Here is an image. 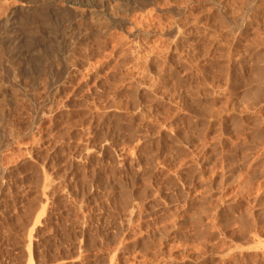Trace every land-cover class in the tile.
I'll list each match as a JSON object with an SVG mask.
<instances>
[{
    "label": "rangeland",
    "instance_id": "1",
    "mask_svg": "<svg viewBox=\"0 0 264 264\" xmlns=\"http://www.w3.org/2000/svg\"><path fill=\"white\" fill-rule=\"evenodd\" d=\"M86 2L0 0V264H264V0Z\"/></svg>",
    "mask_w": 264,
    "mask_h": 264
},
{
    "label": "bare ground",
    "instance_id": "2",
    "mask_svg": "<svg viewBox=\"0 0 264 264\" xmlns=\"http://www.w3.org/2000/svg\"><path fill=\"white\" fill-rule=\"evenodd\" d=\"M75 1V0H74ZM87 2L85 4L82 5V7H86L84 10L89 14V16L92 17V15H94L95 11L94 8L92 5H94L95 2H101L103 0H86ZM19 3V2H18ZM8 4V3H7ZM71 4H74V2L71 1ZM96 4V3H95ZM102 5V4H101ZM8 7L6 8V12H5V17H4V24L5 25V31H7V33H5L6 37L7 35H12L13 33H15L18 29H19V22L17 21L18 19L17 18H21V22H23L21 24V26L29 29V31H32V32H37L39 30V25L40 24H46L48 23L47 22V14L44 12V11H41L37 6H32V7H28L27 9H30L28 12L29 13H32L35 17H40V23L36 22L35 20L34 21H25L24 18L25 16H23L22 13H20V9L17 8L16 5L14 4H11V5H7ZM95 6V5H94ZM248 6V5H247ZM92 7V8H91ZM250 7V6H249ZM72 8V7H71ZM91 8V9H90ZM254 9V8H253ZM248 11V10H247ZM100 13V12H99ZM103 14H101L102 16ZM242 15V14H241ZM240 15V16H241ZM246 15V14H245ZM95 16H100L99 14H96L95 13ZM238 17V16H237ZM244 17V16H243ZM242 17V18H243ZM247 18V17H246ZM90 19V18H89ZM92 19V18H91ZM240 19V18H239ZM238 20V19H237ZM94 21V20H93ZM38 23V24H37ZM234 23V22H233ZM232 23V24H233ZM230 24V25H232ZM238 24V23H237ZM229 25V24H228ZM239 25V24H238ZM236 32V31H235ZM26 33V32H24ZM16 34V33H15ZM31 34V33H30ZM32 35V34H31ZM14 36V35H13ZM12 36V37H13ZM19 37V36H18ZM27 37V36H25ZM30 38H28V41L29 43L32 45V47H35V44H34V37H31V36H28ZM16 39V38H15ZM14 39V40H15ZM42 39V38H41ZM21 40V39H20ZM24 40V39H23ZM7 43V42H6ZM29 44V45H30ZM16 45V44H15ZM20 47V46H19ZM30 47V46H29ZM37 47V46H36ZM17 49V48H16ZM33 49V48H32ZM28 53V52H27ZM26 54V52H25ZM136 80V79H135ZM47 188V186H46ZM42 189V188H41ZM43 193V192H42Z\"/></svg>",
    "mask_w": 264,
    "mask_h": 264
}]
</instances>
